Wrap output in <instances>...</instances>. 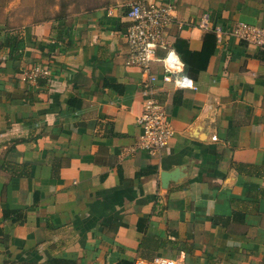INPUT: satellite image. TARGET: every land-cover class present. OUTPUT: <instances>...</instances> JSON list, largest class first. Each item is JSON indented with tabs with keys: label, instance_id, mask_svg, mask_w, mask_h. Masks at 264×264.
I'll list each match as a JSON object with an SVG mask.
<instances>
[{
	"label": "crops",
	"instance_id": "1",
	"mask_svg": "<svg viewBox=\"0 0 264 264\" xmlns=\"http://www.w3.org/2000/svg\"><path fill=\"white\" fill-rule=\"evenodd\" d=\"M133 1L0 23V264H264V47L232 34L264 27V0H146L173 9L180 61L170 79L163 49L151 66L173 128L157 152L138 147ZM35 63L49 74L31 84ZM182 74L193 87L175 85Z\"/></svg>",
	"mask_w": 264,
	"mask_h": 264
},
{
	"label": "built area",
	"instance_id": "2",
	"mask_svg": "<svg viewBox=\"0 0 264 264\" xmlns=\"http://www.w3.org/2000/svg\"><path fill=\"white\" fill-rule=\"evenodd\" d=\"M126 18L129 22L124 33L128 47L126 64L140 67L144 77L143 109L136 117V123L141 128L138 147L157 152L166 145L173 134V128L163 103L153 93L156 75L151 66L157 59V50L163 49L165 53L161 60L165 71L164 78L170 79L171 73L179 71L180 61L166 36L167 27L173 20V9L169 5L135 0L128 4ZM232 34L256 46L264 47V27L237 21ZM29 71L35 80L49 74V69L42 65H34ZM174 83L177 87L194 86V82L183 74L174 78ZM134 264L178 263L173 258L155 255L148 260L139 258Z\"/></svg>",
	"mask_w": 264,
	"mask_h": 264
},
{
	"label": "rangeland",
	"instance_id": "3",
	"mask_svg": "<svg viewBox=\"0 0 264 264\" xmlns=\"http://www.w3.org/2000/svg\"><path fill=\"white\" fill-rule=\"evenodd\" d=\"M68 3L73 5L74 8L78 10L80 9L81 3L84 4V0H0V23L11 22L13 25H17L24 20L36 22V20L42 18L58 16V14L66 11ZM10 5L11 7H9ZM56 5L58 7L55 8L54 6ZM5 7H8L11 10L5 11ZM14 33L18 32H13V34ZM7 47L12 48L13 45L9 46L7 44L6 48ZM32 67L33 65L30 69ZM30 69L26 71L25 76L31 84H36L38 80L31 77L32 73H30Z\"/></svg>",
	"mask_w": 264,
	"mask_h": 264
},
{
	"label": "trees",
	"instance_id": "4",
	"mask_svg": "<svg viewBox=\"0 0 264 264\" xmlns=\"http://www.w3.org/2000/svg\"><path fill=\"white\" fill-rule=\"evenodd\" d=\"M48 18L49 17H46V19H48ZM2 31H3V28L0 26V33ZM7 44L9 46H12L13 45V47L11 48L10 53H9L10 56L15 57V56L20 55L21 49L23 47V44H22V39L18 38V35L17 34L10 36V38L7 39ZM34 65H36V63L33 64V66ZM39 81H40V79H38V82ZM7 264H25V263H21V262H19L17 260V261H9V262H7ZM27 264H30V263H27Z\"/></svg>",
	"mask_w": 264,
	"mask_h": 264
},
{
	"label": "water",
	"instance_id": "5",
	"mask_svg": "<svg viewBox=\"0 0 264 264\" xmlns=\"http://www.w3.org/2000/svg\"><path fill=\"white\" fill-rule=\"evenodd\" d=\"M161 176H162V180L164 181V180H165L167 177H169V176H170V174H169V175H167V174H165V175H164V174H162Z\"/></svg>",
	"mask_w": 264,
	"mask_h": 264
}]
</instances>
